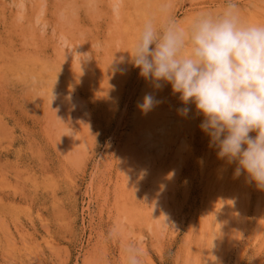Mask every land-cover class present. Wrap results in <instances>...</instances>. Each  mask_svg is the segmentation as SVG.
<instances>
[{
  "label": "rangeland",
  "instance_id": "1",
  "mask_svg": "<svg viewBox=\"0 0 264 264\" xmlns=\"http://www.w3.org/2000/svg\"><path fill=\"white\" fill-rule=\"evenodd\" d=\"M164 4L186 25L223 0H0V264H126L128 246L141 264H264V191L130 62ZM239 6L264 23V0Z\"/></svg>",
  "mask_w": 264,
  "mask_h": 264
},
{
  "label": "clouds",
  "instance_id": "2",
  "mask_svg": "<svg viewBox=\"0 0 264 264\" xmlns=\"http://www.w3.org/2000/svg\"><path fill=\"white\" fill-rule=\"evenodd\" d=\"M126 51L154 89L166 83L182 105L194 106L216 157L235 162L233 176L243 170L264 191V23L248 22L239 0H223L219 11L202 9L186 25L164 4L159 22L146 16ZM158 103L145 94L136 106L146 113ZM177 111L187 116L189 108ZM124 251L126 264H141L138 249Z\"/></svg>",
  "mask_w": 264,
  "mask_h": 264
}]
</instances>
